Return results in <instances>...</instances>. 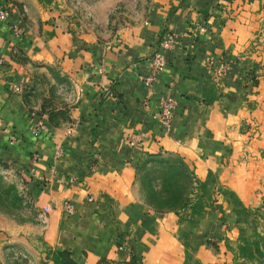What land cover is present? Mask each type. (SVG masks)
<instances>
[{
  "label": "crops",
  "instance_id": "1",
  "mask_svg": "<svg viewBox=\"0 0 264 264\" xmlns=\"http://www.w3.org/2000/svg\"><path fill=\"white\" fill-rule=\"evenodd\" d=\"M0 9V163L19 172L38 216L12 229L36 234L45 264L53 250L76 264H264V0H152L109 38L64 19L63 0ZM155 50L165 65L146 85ZM35 66L69 84L66 121L30 102ZM163 97L175 102L168 127L150 116ZM163 153L198 187L158 211L139 197L136 166ZM16 237L0 231V249Z\"/></svg>",
  "mask_w": 264,
  "mask_h": 264
},
{
  "label": "rangeland",
  "instance_id": "2",
  "mask_svg": "<svg viewBox=\"0 0 264 264\" xmlns=\"http://www.w3.org/2000/svg\"><path fill=\"white\" fill-rule=\"evenodd\" d=\"M151 2L63 0V16L79 25L89 23L101 38H109L120 27L144 17ZM24 91L30 95V102L39 107L40 113H45L52 123H61L68 118L69 84L62 75L56 74L52 66L43 69L35 66ZM179 158L174 154H152L139 168L135 178L139 197L150 208L170 210L190 191L187 169ZM34 218H38L37 212L25 191L24 180L16 169L0 163V231L6 236L17 235L2 245L0 264H45L37 254L42 246L36 234L12 229V226L16 228V225L34 222ZM19 235L27 236L20 239Z\"/></svg>",
  "mask_w": 264,
  "mask_h": 264
},
{
  "label": "built area",
  "instance_id": "3",
  "mask_svg": "<svg viewBox=\"0 0 264 264\" xmlns=\"http://www.w3.org/2000/svg\"><path fill=\"white\" fill-rule=\"evenodd\" d=\"M8 16V11L6 9H0V20L5 19ZM170 37L167 36L165 41L162 43L163 48H167L170 45ZM1 63V60H0ZM165 65L164 57L161 54V52L155 50L153 54L148 58L147 61V67H148V73L144 77L143 82L146 85H149L153 79L156 73L160 72ZM225 69V66L223 64H220L214 75H219L221 72H223ZM17 87H14V90H17ZM175 102L173 98L170 97H163L159 98L156 105H155V110L150 113V116L152 119L157 120L163 127H168L170 120H171V114L172 110L174 108ZM142 106L144 108H149V100L148 98H143L142 99ZM44 128L43 123L37 121L35 125L32 127V131H38L42 130ZM137 135H134L136 138ZM135 138H130V142H133V139L136 140ZM14 140L11 138L9 140L10 143H12ZM61 209L63 212L69 214L71 212V205L68 201H64L61 205ZM123 246L119 245L118 249H122Z\"/></svg>",
  "mask_w": 264,
  "mask_h": 264
},
{
  "label": "trees",
  "instance_id": "4",
  "mask_svg": "<svg viewBox=\"0 0 264 264\" xmlns=\"http://www.w3.org/2000/svg\"><path fill=\"white\" fill-rule=\"evenodd\" d=\"M50 121V119H48ZM51 122V121H50ZM152 155H146V157L144 159H142L136 166V175L137 172L139 170V168L141 166L144 165V162L148 160V158H150ZM179 158V157H178ZM180 159V158H179ZM185 167L186 165L183 164ZM187 169V167H186ZM187 178L190 181V191L187 192V194L191 193L193 194L194 192H196V189L198 187V181L194 178L193 174L191 172L188 171L187 169ZM186 194V197H187ZM186 197H184V199H182V201L180 203H176L174 205V207H172L171 209H175L178 206H180L181 204H183L184 200L186 199ZM47 255L49 256V259L51 261L52 264H76L70 257L69 252L66 250H53V251H48ZM98 264H139V260L135 255H130L128 260L125 262H117V261H109V260H100L98 262Z\"/></svg>",
  "mask_w": 264,
  "mask_h": 264
}]
</instances>
